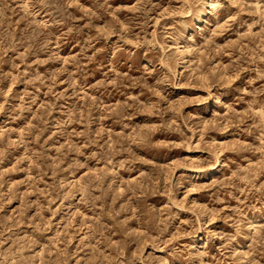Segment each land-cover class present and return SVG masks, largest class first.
Returning <instances> with one entry per match:
<instances>
[{
	"label": "rangeland",
	"instance_id": "rangeland-1",
	"mask_svg": "<svg viewBox=\"0 0 264 264\" xmlns=\"http://www.w3.org/2000/svg\"><path fill=\"white\" fill-rule=\"evenodd\" d=\"M0 264H264V0H0Z\"/></svg>",
	"mask_w": 264,
	"mask_h": 264
},
{
	"label": "bare ground",
	"instance_id": "bare-ground-1",
	"mask_svg": "<svg viewBox=\"0 0 264 264\" xmlns=\"http://www.w3.org/2000/svg\"><path fill=\"white\" fill-rule=\"evenodd\" d=\"M213 3L212 2H209L207 4V7L200 12L199 16L194 20V24L195 25H199L203 22H205L208 14L210 13V10L213 9ZM178 48H182L181 52H183V47L179 46ZM212 94V93H211ZM219 169L218 167H215L212 171L209 172V175L210 176H213L215 172H217ZM192 172H196L195 169H191ZM215 171V172H214ZM192 174V173H191Z\"/></svg>",
	"mask_w": 264,
	"mask_h": 264
}]
</instances>
